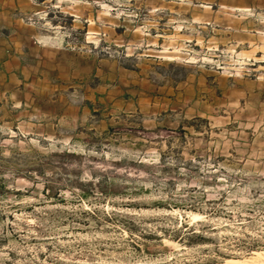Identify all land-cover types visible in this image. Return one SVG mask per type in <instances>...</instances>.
Here are the masks:
<instances>
[{
  "label": "rangeland",
  "instance_id": "obj_1",
  "mask_svg": "<svg viewBox=\"0 0 264 264\" xmlns=\"http://www.w3.org/2000/svg\"><path fill=\"white\" fill-rule=\"evenodd\" d=\"M33 9L0 50V264L264 250V0Z\"/></svg>",
  "mask_w": 264,
  "mask_h": 264
},
{
  "label": "crops",
  "instance_id": "obj_2",
  "mask_svg": "<svg viewBox=\"0 0 264 264\" xmlns=\"http://www.w3.org/2000/svg\"><path fill=\"white\" fill-rule=\"evenodd\" d=\"M33 6L35 0H0V40H3L0 41V50H25V46L21 48L20 44L15 43L16 27L22 26L23 20L20 16H27L28 10L33 12ZM23 27L27 25L23 24Z\"/></svg>",
  "mask_w": 264,
  "mask_h": 264
},
{
  "label": "bare ground",
  "instance_id": "obj_3",
  "mask_svg": "<svg viewBox=\"0 0 264 264\" xmlns=\"http://www.w3.org/2000/svg\"><path fill=\"white\" fill-rule=\"evenodd\" d=\"M192 217L195 220L201 218L199 214H194ZM219 264H264V250L256 251L247 258L229 257Z\"/></svg>",
  "mask_w": 264,
  "mask_h": 264
}]
</instances>
